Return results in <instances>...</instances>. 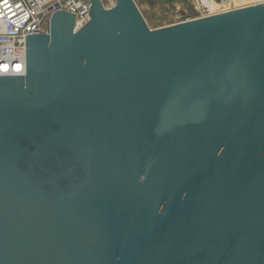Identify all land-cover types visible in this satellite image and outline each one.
<instances>
[{
  "label": "water",
  "instance_id": "1",
  "mask_svg": "<svg viewBox=\"0 0 264 264\" xmlns=\"http://www.w3.org/2000/svg\"><path fill=\"white\" fill-rule=\"evenodd\" d=\"M89 1L0 76V264H264V4Z\"/></svg>",
  "mask_w": 264,
  "mask_h": 264
},
{
  "label": "built area",
  "instance_id": "2",
  "mask_svg": "<svg viewBox=\"0 0 264 264\" xmlns=\"http://www.w3.org/2000/svg\"><path fill=\"white\" fill-rule=\"evenodd\" d=\"M90 10L89 0H0V76L25 74V36L47 34L53 13L74 15L78 30Z\"/></svg>",
  "mask_w": 264,
  "mask_h": 264
},
{
  "label": "rangeland",
  "instance_id": "3",
  "mask_svg": "<svg viewBox=\"0 0 264 264\" xmlns=\"http://www.w3.org/2000/svg\"><path fill=\"white\" fill-rule=\"evenodd\" d=\"M141 13L148 29L155 31L169 26H175L187 21L201 20L221 16L228 12L243 10L238 0H133ZM243 1V0H240ZM104 7L113 6L114 0H101ZM229 3V4H228ZM234 4V5H230ZM261 4H264L261 3ZM258 4V5H261ZM230 5V6H229ZM255 6L246 7L247 9ZM244 8V9H246ZM236 9V10H234Z\"/></svg>",
  "mask_w": 264,
  "mask_h": 264
},
{
  "label": "bare ground",
  "instance_id": "4",
  "mask_svg": "<svg viewBox=\"0 0 264 264\" xmlns=\"http://www.w3.org/2000/svg\"><path fill=\"white\" fill-rule=\"evenodd\" d=\"M230 2L229 3H232V1L233 0H229ZM238 2H240V5H237V6H235V7H242L241 9H244V8H246V7H249L250 5L251 6H257L258 4H261V3H263L264 2V0H243V1H240V0H238ZM228 3V4H229ZM230 5H234V4H230ZM229 5V6H230ZM247 9V8H246ZM234 10H236V9H234ZM237 11V10H236ZM217 16V15H216ZM215 17V16H214Z\"/></svg>",
  "mask_w": 264,
  "mask_h": 264
},
{
  "label": "snow or ice",
  "instance_id": "5",
  "mask_svg": "<svg viewBox=\"0 0 264 264\" xmlns=\"http://www.w3.org/2000/svg\"><path fill=\"white\" fill-rule=\"evenodd\" d=\"M0 67H2V66H0ZM4 70H7V69L5 68ZM17 70H19V66H17Z\"/></svg>",
  "mask_w": 264,
  "mask_h": 264
}]
</instances>
